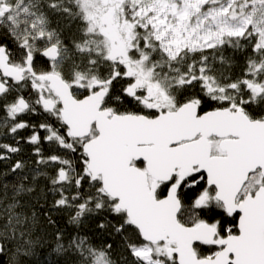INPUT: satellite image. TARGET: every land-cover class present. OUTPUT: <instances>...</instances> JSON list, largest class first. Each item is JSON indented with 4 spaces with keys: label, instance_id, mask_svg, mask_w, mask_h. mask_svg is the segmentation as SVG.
Returning <instances> with one entry per match:
<instances>
[{
    "label": "snow or ice",
    "instance_id": "snow-or-ice-1",
    "mask_svg": "<svg viewBox=\"0 0 264 264\" xmlns=\"http://www.w3.org/2000/svg\"><path fill=\"white\" fill-rule=\"evenodd\" d=\"M0 264H264V0H0Z\"/></svg>",
    "mask_w": 264,
    "mask_h": 264
},
{
    "label": "trees",
    "instance_id": "trees-1",
    "mask_svg": "<svg viewBox=\"0 0 264 264\" xmlns=\"http://www.w3.org/2000/svg\"><path fill=\"white\" fill-rule=\"evenodd\" d=\"M85 230H87V229H85Z\"/></svg>",
    "mask_w": 264,
    "mask_h": 264
}]
</instances>
